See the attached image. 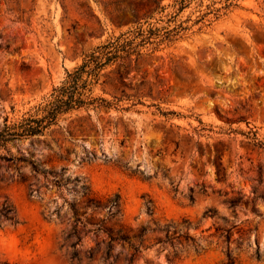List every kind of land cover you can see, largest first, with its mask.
<instances>
[{"label": "rangeland", "instance_id": "374dc122", "mask_svg": "<svg viewBox=\"0 0 264 264\" xmlns=\"http://www.w3.org/2000/svg\"><path fill=\"white\" fill-rule=\"evenodd\" d=\"M140 27L148 40L92 86L101 106L0 145V264H128L142 231L131 264H168L169 244L146 246L183 218L200 248L177 246V264H222L216 226L234 224L237 264H264V153L249 133L264 142V0H0V131L42 116L67 71ZM82 184L120 211L83 208ZM237 193L249 201L232 208ZM70 203L129 241L81 232L72 258Z\"/></svg>", "mask_w": 264, "mask_h": 264}, {"label": "trees", "instance_id": "16d2710c", "mask_svg": "<svg viewBox=\"0 0 264 264\" xmlns=\"http://www.w3.org/2000/svg\"><path fill=\"white\" fill-rule=\"evenodd\" d=\"M189 2L190 0H176V3L179 4V9H182ZM231 4L233 3H228L226 7ZM130 32L132 33L130 38L126 37V39L122 41H120L119 38L114 41H107L106 43L95 47L88 54H86L78 65H76L72 70L66 72V75L60 84L53 87L50 100H48L43 106L39 108L42 111V116L27 117L23 119L19 125L12 128L5 126L0 131V145L14 138L31 137L36 134H41L43 130L49 125L53 124L58 116L62 113L82 107L95 108L101 106L105 100L100 97H93L91 93L92 86L97 83L99 77L102 75V70L108 65L115 63L117 60L129 56L133 52H137V46L146 42L152 34L151 28L146 30L141 27L135 32ZM137 38L140 39L139 43H135ZM249 133L252 135L251 139L254 145L264 153V142L257 139L256 131H250ZM218 158L221 157L219 156ZM61 170H64V167H62ZM221 170H223V167L216 165L217 173H219ZM43 172L51 174L53 176V181L56 183L60 182L63 178L61 176L59 179H57L55 176L56 172L52 170H43ZM261 172H264V170L260 169V173ZM76 179L77 178H75V180ZM80 188H82V201L80 203H83V208L90 207L92 210H95L105 204L107 206V213L109 216L116 215V213L120 211L119 195L116 194L113 198L107 199L105 203H103L101 199L96 198L90 192L85 184H82ZM31 192L32 191H30V194ZM243 197V195L237 193V195H233L228 198L226 202H228L229 206L232 208H235L241 204L247 205L249 200L244 199ZM260 197L264 198V194H261ZM69 206L73 218L71 230L68 234L74 238V241L71 244L72 258H78L75 246L81 239V232L96 233L100 230H103L108 233L110 241H129L130 237L128 234L124 235L123 233H120V231L117 235H112L111 231L103 226V220H100L99 223H96L85 218L83 215L85 212H79V204L70 203ZM251 211L256 212L255 205H252ZM214 214L215 210L208 209L204 211L203 217H213ZM0 215L5 219L12 220L10 206H3L0 210ZM191 226H193L192 222L186 218H183L180 222H174L169 225H165L162 229L164 236L155 238L156 241L146 246V248L151 247L155 243H159L162 246L169 244L172 250L166 254L167 262L168 264H177L175 261L177 258V252L175 248L177 246L183 247L189 242L195 251H198L200 248L195 242V239L188 232ZM216 230L219 232V237L221 238L222 243V251L225 255V259L222 264H237V255L235 254L234 250L240 249L244 239H242V237L236 239L234 248H231V243L233 242L232 236L234 231L236 230L239 232L240 228L237 227L236 224L231 225L228 228L218 225L216 226ZM144 234V231L139 233L138 244L129 243L133 251L130 254L128 264H131L134 261L135 257L144 246ZM110 247L111 245H109L108 248L110 249ZM256 247H258V245ZM254 255L257 258L259 257L258 248L255 249ZM88 256L91 257V253H89Z\"/></svg>", "mask_w": 264, "mask_h": 264}]
</instances>
